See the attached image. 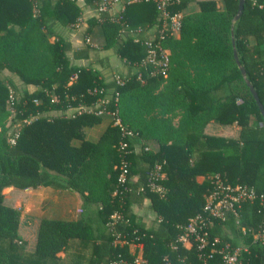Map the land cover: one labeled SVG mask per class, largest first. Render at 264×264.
Returning <instances> with one entry per match:
<instances>
[{"label":"trees","instance_id":"obj_1","mask_svg":"<svg viewBox=\"0 0 264 264\" xmlns=\"http://www.w3.org/2000/svg\"><path fill=\"white\" fill-rule=\"evenodd\" d=\"M197 1L198 9L184 12L179 36L160 37L163 18L153 0H122L119 10H100L99 0H0V264H206L179 236L203 211L215 175L257 196L224 219L212 217L210 240L245 246L243 264H264V118L234 56L235 45L264 104V0H245L239 19V0ZM192 2L174 0L167 9L179 13ZM83 7L91 10L85 23ZM97 24L103 48L124 69L104 73L93 65L111 66L86 41ZM82 25L77 44L71 29ZM150 34L170 51L165 75L145 61ZM100 108L115 111L121 125L111 117L98 138L87 139ZM211 121L237 124L238 136L207 133ZM39 185L80 192L82 217L34 219L24 229L4 188ZM208 261L220 264L221 256Z\"/></svg>","mask_w":264,"mask_h":264},{"label":"built area","instance_id":"obj_2","mask_svg":"<svg viewBox=\"0 0 264 264\" xmlns=\"http://www.w3.org/2000/svg\"><path fill=\"white\" fill-rule=\"evenodd\" d=\"M127 2H136L140 0H126ZM148 1V0H147ZM156 1L157 7L159 8L163 22L159 29L160 37L166 32L173 33L175 30L180 29L181 19L178 13L170 14L167 9L174 0H153ZM179 1V0H177ZM120 4V9L124 7L122 0H99V9L105 10L109 5L114 6ZM89 42L90 38H86ZM146 47V58L145 61L154 64L155 70L153 73L160 72L163 75L167 73L168 62H169V49L161 44V41L155 39V36L150 34L144 41ZM77 78V74H74L70 78V82ZM122 83L123 81H119ZM98 115L109 114L115 119L114 124L121 125L119 117L115 111H106L100 108L96 111ZM18 132H16L11 141L14 142ZM127 142L122 141L121 148L125 149ZM161 166H157L160 169ZM126 168H123L121 173V180L125 179ZM214 187L209 193L202 212L190 216L187 224L184 227L183 232L179 236V240L184 244L192 246L194 245L200 256L205 258L206 264H211L208 260L214 259L216 253L221 256L220 264H243L242 253L246 249L245 246H231L228 242H221L215 238L213 241L210 239L208 230V223L212 217H219L224 219L227 211L231 210L236 212L235 205L242 200L254 199L257 194L252 187L246 185H232L225 182L219 175H215L213 178ZM158 188V187H157ZM263 196H261L262 198ZM139 262V258L136 259ZM120 264H133V263H120ZM166 264H181V263H166Z\"/></svg>","mask_w":264,"mask_h":264},{"label":"crops","instance_id":"obj_3","mask_svg":"<svg viewBox=\"0 0 264 264\" xmlns=\"http://www.w3.org/2000/svg\"><path fill=\"white\" fill-rule=\"evenodd\" d=\"M191 7L189 4L186 10H183L178 13L179 18L181 19L185 11L196 10L197 7ZM81 26L80 29L83 28ZM96 25L92 33L88 36L91 43L100 47V54L106 58V61L109 60L110 67H103L99 63H94L93 65L99 68L104 73L108 71H116L124 69L123 65H119L118 68H114L112 65L115 62V58H120L112 48H103L105 41L100 39L99 31L96 29ZM97 30V37L92 40L94 36V31ZM74 31V30H73ZM74 34V33H73ZM176 36H179V30L173 32ZM74 38V37H72ZM121 59V58H120ZM88 59H77L76 62L82 65L88 63ZM123 62V61H122ZM113 68V69H112ZM142 76L139 75L138 78ZM143 80V79H142ZM111 116L109 114H104L100 121L94 125L86 127L85 137L87 139L93 140L99 137L100 133L107 126ZM239 126L237 124H220L216 121H211L206 125L205 131L209 134L225 135V136H238ZM147 147L153 151H156L159 146L154 139L146 140ZM137 175L134 176L136 178ZM5 202L9 205H12L19 209L22 213V227L24 229H33L34 219L47 218V219H57V220H79L82 217L83 213V197L80 192L66 188V187H57L52 185H39L36 187H27L25 189H18L15 187H6L4 188ZM135 211L142 213V207L134 205ZM33 220V221H32ZM33 237L34 231L32 232ZM141 246V245H140ZM188 246V245H187ZM58 255L63 258L66 256L65 251H60ZM139 262L142 261L141 253L139 254Z\"/></svg>","mask_w":264,"mask_h":264},{"label":"rangeland","instance_id":"obj_4","mask_svg":"<svg viewBox=\"0 0 264 264\" xmlns=\"http://www.w3.org/2000/svg\"><path fill=\"white\" fill-rule=\"evenodd\" d=\"M219 3H220V0H217ZM197 0H193V2L191 3V7H197L198 4H197ZM113 7H115L116 10H119L120 9V4H115ZM91 14V10L87 7H83L82 8V12H81V18L80 20H82L81 23H85L87 21V19L89 18ZM55 28L62 34L66 35V34H70L71 31H70V28L69 26H66L65 24H62L60 22H57L54 24ZM81 27H76L74 29H71L72 32L74 33L72 36L74 37V40L76 41L77 44H81L82 41H79L80 39H82V30L80 29ZM96 29H100L101 31H99V36H100V39L105 41L106 38H105V34L104 32L102 31V28H101V25L100 27H96ZM74 30V31H73ZM71 35V34H70ZM93 37H97V30L94 31V36H92V40H94L95 38ZM115 62L113 63V67L114 68H118L119 65H123L122 63V59L116 57L115 59ZM17 78V81L19 80V78L16 76ZM21 82V81H20ZM21 84V83H20ZM14 114L11 115V117H9V120H8V126H9V133H16L17 130L19 129V122L15 119V117H13ZM12 135L9 136L10 139H12ZM21 212V211H20ZM22 215V213H21ZM262 238L264 239V233L262 234ZM19 244H22L20 241H19ZM21 252H23V248L21 249Z\"/></svg>","mask_w":264,"mask_h":264},{"label":"water","instance_id":"obj_5","mask_svg":"<svg viewBox=\"0 0 264 264\" xmlns=\"http://www.w3.org/2000/svg\"><path fill=\"white\" fill-rule=\"evenodd\" d=\"M244 2L245 0H239V6H238V10L235 14V17L234 19H239L242 15V12H243V9H244ZM233 44L234 43V39H233ZM234 56H235V60L237 62V64L239 65V68H240V71L242 73V76L246 82V84L248 85L252 95L254 96V99L259 107V110L264 118V104L263 102L261 101L259 95H258V92L256 90V88L254 87V85L252 84V82L250 81V79L247 77V73H246V69L244 68V66L241 64L240 62V59H239V56H238V52H237V49L234 45Z\"/></svg>","mask_w":264,"mask_h":264}]
</instances>
